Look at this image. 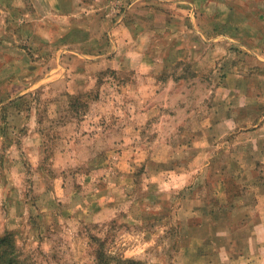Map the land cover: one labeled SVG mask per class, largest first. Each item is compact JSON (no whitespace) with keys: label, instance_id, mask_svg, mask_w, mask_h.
<instances>
[{"label":"rangeland","instance_id":"1","mask_svg":"<svg viewBox=\"0 0 264 264\" xmlns=\"http://www.w3.org/2000/svg\"><path fill=\"white\" fill-rule=\"evenodd\" d=\"M59 1L60 9L53 0H0V238L13 233L10 256L16 264H217L215 238L234 251L250 232L224 221L257 220L263 209L264 163L233 164L237 144L211 138L224 110L212 113L209 72L196 93L190 68L178 67L177 85L142 98L158 108L141 116L127 91L132 72L84 63L104 44L112 52L117 14L133 0ZM261 109L240 116H252L242 128L263 150ZM204 227L205 236L193 234Z\"/></svg>","mask_w":264,"mask_h":264},{"label":"crops","instance_id":"2","mask_svg":"<svg viewBox=\"0 0 264 264\" xmlns=\"http://www.w3.org/2000/svg\"><path fill=\"white\" fill-rule=\"evenodd\" d=\"M53 1L60 9V1ZM117 15L119 19L109 35L113 37L112 52L104 44L95 58L88 55L90 52L85 53L84 63H90L89 67L99 68V71L110 68L132 72V87L127 91L135 98V104L131 105L133 111L141 116H148L158 108L156 103L147 104L142 98L150 101L162 94L166 87L163 82L177 85L173 73L178 67L190 68L191 86L196 93L195 87L203 82V74L209 72V96L217 97V106L211 105L212 113L214 109L218 114L224 110L223 119L217 118L209 126L211 138L222 136L230 145L237 144L235 151L239 155L230 151L227 158L233 164L242 160L264 163V148L260 150L259 141L248 138L250 127L242 128L244 123L252 121V112L259 108L264 112V0H133ZM64 16L74 17L75 12ZM65 65L68 68L65 70L75 71L72 65ZM84 74L92 75V71ZM181 80L186 82L185 78ZM70 82L67 91H76ZM83 83L84 90H89L90 82L89 85ZM140 100L145 105H140ZM244 112L252 116H240ZM139 125L133 122L134 128ZM252 130L259 129L255 126ZM29 137V145L37 144L36 136ZM259 202L263 209L257 220L244 218L237 222L233 215L224 221L225 225L247 224L250 232L238 239L243 243L234 251L221 244L222 239L215 238L217 264H264V196ZM214 223L212 220L211 224ZM199 256L196 255L197 259Z\"/></svg>","mask_w":264,"mask_h":264},{"label":"trees","instance_id":"3","mask_svg":"<svg viewBox=\"0 0 264 264\" xmlns=\"http://www.w3.org/2000/svg\"><path fill=\"white\" fill-rule=\"evenodd\" d=\"M210 214H214L213 210H211ZM206 229H207L206 227L202 228V230H197L195 228L194 230L195 232H193V234L197 233V231H200L199 232L200 237L205 236L206 234L204 233H206ZM214 233H215V229H214ZM200 237H197L196 239ZM14 241L15 239L13 233H9L6 236L0 238V264H16L14 256H10L11 255L10 249L12 248ZM121 264H142V263L137 260H130V261L122 262Z\"/></svg>","mask_w":264,"mask_h":264}]
</instances>
